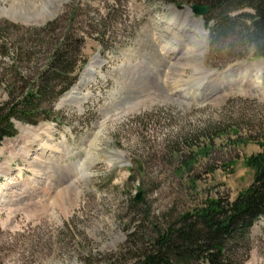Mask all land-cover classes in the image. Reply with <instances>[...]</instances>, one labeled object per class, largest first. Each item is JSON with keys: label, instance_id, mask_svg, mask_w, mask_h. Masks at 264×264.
Masks as SVG:
<instances>
[{"label": "rangeland", "instance_id": "374dc122", "mask_svg": "<svg viewBox=\"0 0 264 264\" xmlns=\"http://www.w3.org/2000/svg\"><path fill=\"white\" fill-rule=\"evenodd\" d=\"M197 1L0 0V106L9 82L16 100L40 84L69 41L68 74L78 75L41 102L38 124L14 118L16 135L0 142V264H131L134 238L250 185L264 69L258 92L226 75L264 57L234 35L214 43L209 13L190 15L203 53L183 55L189 37L172 24ZM197 69L209 74L207 93L190 94ZM33 128L43 131L35 141ZM247 238L240 261L264 264V218Z\"/></svg>", "mask_w": 264, "mask_h": 264}, {"label": "trees", "instance_id": "16d2710c", "mask_svg": "<svg viewBox=\"0 0 264 264\" xmlns=\"http://www.w3.org/2000/svg\"><path fill=\"white\" fill-rule=\"evenodd\" d=\"M197 3L210 6L205 20L207 24L213 20L214 43L234 35L251 46L256 55L264 57V0H198ZM235 12L240 14L233 18ZM64 47L65 52L61 48L57 50L40 84L29 90L23 86L22 91L26 92L21 98H15L17 82H9L10 100L0 106V142L16 135L14 118L38 124L34 118L41 102L70 90L76 83L78 75L68 74L74 67L76 45L69 41ZM58 84L61 89L55 91ZM259 145L260 150L246 158V164L253 170L250 185L233 199L210 197L201 206L168 220L146 240L134 238L136 253L131 264H243L240 253L246 252L247 235L264 218V137Z\"/></svg>", "mask_w": 264, "mask_h": 264}, {"label": "bare ground", "instance_id": "6f19581e", "mask_svg": "<svg viewBox=\"0 0 264 264\" xmlns=\"http://www.w3.org/2000/svg\"><path fill=\"white\" fill-rule=\"evenodd\" d=\"M188 8H189L188 12L187 11H181V12L179 11V12H177L178 15H175L176 13L174 14L175 15V19H174V22H173L174 24H172V25L174 27L180 26L178 28V31L182 32L183 34L185 32L186 35L189 37L188 42L191 45H189L190 47L185 49L183 55L190 54V56L191 55L192 56H197L199 54L201 55L203 53L202 49H204L201 46L200 42L197 43V41H196L197 40L196 37L201 34L200 31H201L202 22H201V20H198L196 18H193V17L191 18L190 15H192L191 13L194 14V12L191 10L190 7H188ZM195 38H196V40H195ZM176 52H178V46L175 45L174 49L169 51L168 53L173 55ZM97 61H98V59H95L92 63L94 64ZM194 62H195V64H197L196 61H195V58H194ZM191 63H193V62L191 61ZM172 65L174 67V70H176V67L178 68V67L181 66V64L178 63V62L174 63ZM240 67H242L243 69L242 70H240L241 68L232 69V70H230L232 73L229 72V74H227L226 77L234 76V78H235L234 82H236L237 84H239V85H243V84L247 85L249 90H253V91H257V92L261 91L262 90V84L260 82H261V73H262V70L264 69V61H257V62L251 63L250 65H247L246 68L243 67V65H241ZM92 71H93V69H92V66L90 65L88 70H87V73H92ZM236 71H238V72L240 71L238 73V75H236V73H235ZM196 74H200V76L198 78L201 81H200L199 84L197 83L198 85H196L197 86V88H196L197 90L196 89H192L190 94L191 93L196 94V92L197 93H200V92L201 93H205V92L207 93V91H210L212 89V83H210L207 79H205V78L209 77V74L207 72L200 71L198 69H197V73ZM171 78H173V77H171ZM171 81H173V80L171 79ZM175 92L181 93L182 92V87H179ZM73 95H74V93L71 92V96H73ZM33 132H34V133H32V134H34V138L32 139L33 141L37 140L38 136L43 133V131L39 130V128L38 129H34L33 128ZM120 158H122V156ZM82 175H84V173Z\"/></svg>", "mask_w": 264, "mask_h": 264}, {"label": "water", "instance_id": "95a60500", "mask_svg": "<svg viewBox=\"0 0 264 264\" xmlns=\"http://www.w3.org/2000/svg\"><path fill=\"white\" fill-rule=\"evenodd\" d=\"M191 8H192V11L194 13L200 14L202 16L205 15V14H207V13H209V11H210V6L207 5V4H198V3H196V4L191 5ZM142 195H143V191L140 190L137 193L136 200L137 201H140Z\"/></svg>", "mask_w": 264, "mask_h": 264}]
</instances>
